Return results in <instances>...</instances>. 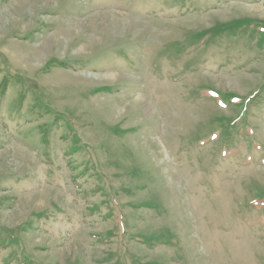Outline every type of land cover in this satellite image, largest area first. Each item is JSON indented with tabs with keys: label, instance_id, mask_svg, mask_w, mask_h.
I'll use <instances>...</instances> for the list:
<instances>
[{
	"label": "rangeland",
	"instance_id": "1",
	"mask_svg": "<svg viewBox=\"0 0 264 264\" xmlns=\"http://www.w3.org/2000/svg\"><path fill=\"white\" fill-rule=\"evenodd\" d=\"M0 264H264V0H0Z\"/></svg>",
	"mask_w": 264,
	"mask_h": 264
}]
</instances>
